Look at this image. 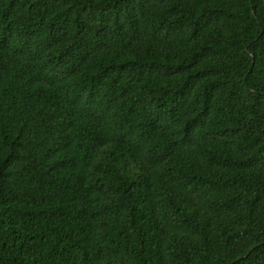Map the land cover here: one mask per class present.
Instances as JSON below:
<instances>
[{
	"label": "trees",
	"instance_id": "16d2710c",
	"mask_svg": "<svg viewBox=\"0 0 264 264\" xmlns=\"http://www.w3.org/2000/svg\"><path fill=\"white\" fill-rule=\"evenodd\" d=\"M0 264H264V0H0Z\"/></svg>",
	"mask_w": 264,
	"mask_h": 264
}]
</instances>
